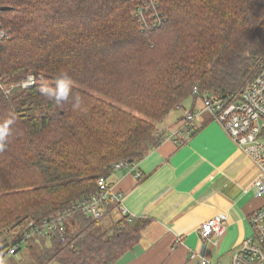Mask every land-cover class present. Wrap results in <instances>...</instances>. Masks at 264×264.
Instances as JSON below:
<instances>
[{
	"label": "trees",
	"instance_id": "trees-1",
	"mask_svg": "<svg viewBox=\"0 0 264 264\" xmlns=\"http://www.w3.org/2000/svg\"><path fill=\"white\" fill-rule=\"evenodd\" d=\"M156 1L162 22L144 31L129 0H0V120L15 114L0 151L2 257L31 222L91 199L116 164L157 148V124L172 111L230 97L259 75L264 0ZM61 70L74 86L57 104L39 89ZM29 77L35 85L24 88ZM150 224L123 215L98 234V222L76 213L64 232L29 242L39 264H117Z\"/></svg>",
	"mask_w": 264,
	"mask_h": 264
},
{
	"label": "crops",
	"instance_id": "crops-1",
	"mask_svg": "<svg viewBox=\"0 0 264 264\" xmlns=\"http://www.w3.org/2000/svg\"><path fill=\"white\" fill-rule=\"evenodd\" d=\"M191 109L198 115L185 127V115ZM201 109V101L193 105V100H188L172 111L157 124L165 136L157 148L134 168L113 169L107 175V182L125 195L128 212L151 220L138 245L117 264H196L193 252L217 264L222 256L234 255L251 235L248 218L264 206V194H258L254 186L258 171L226 130ZM137 173L141 177L137 178ZM122 216L114 208L103 220H111L110 228ZM217 216L227 220L226 231L206 242L200 226ZM21 248L3 258L18 256L11 264H22L26 256L18 254Z\"/></svg>",
	"mask_w": 264,
	"mask_h": 264
},
{
	"label": "built area",
	"instance_id": "built-area-1",
	"mask_svg": "<svg viewBox=\"0 0 264 264\" xmlns=\"http://www.w3.org/2000/svg\"><path fill=\"white\" fill-rule=\"evenodd\" d=\"M136 3L133 17L137 19L144 31H152L161 24L162 18L158 12L156 0H129ZM5 37L0 34V38ZM35 85L33 77L23 83L24 88ZM194 90V95H198ZM201 112H209L227 132L230 139L238 148L243 150L253 161L258 171L254 183L258 194H264V63L260 64V73L255 80L244 89L225 98L204 97L201 101ZM198 111H187L184 126L194 122ZM129 167L128 164L118 163L113 169ZM136 177H141L140 173ZM125 195L119 192L101 178L98 182V192L89 200H83L70 208L42 222H31L29 230L21 238V245L37 238L50 237L54 233L66 230V220L73 214L82 213L99 221L113 206L124 215L132 217L124 206ZM251 235L245 238L236 248L232 264H264V206L252 213L248 218ZM227 220L223 216L214 217L200 226V234L204 241L210 242L220 238L226 231ZM19 245L11 248L7 255H15ZM192 259L196 264H212L205 255L193 252ZM221 264V263H220Z\"/></svg>",
	"mask_w": 264,
	"mask_h": 264
},
{
	"label": "clouds",
	"instance_id": "clouds-1",
	"mask_svg": "<svg viewBox=\"0 0 264 264\" xmlns=\"http://www.w3.org/2000/svg\"><path fill=\"white\" fill-rule=\"evenodd\" d=\"M74 81L67 70H61L55 77V86L42 85L39 89L42 95L49 100H54L57 104H62L68 100L72 94ZM81 103L80 97H74L73 108H79ZM15 123V114L10 113L3 120H0V151H3L8 142L9 136L12 134V126ZM0 264H7L6 258L0 254Z\"/></svg>",
	"mask_w": 264,
	"mask_h": 264
},
{
	"label": "rangeland",
	"instance_id": "rangeland-1",
	"mask_svg": "<svg viewBox=\"0 0 264 264\" xmlns=\"http://www.w3.org/2000/svg\"><path fill=\"white\" fill-rule=\"evenodd\" d=\"M125 164H128V163L125 162ZM135 164L136 163H132V164H128V165H129V167H133L134 168ZM124 168H126V167H124ZM112 209H114L113 206L105 213V216L102 218V220L96 221V220H93L92 219L93 221L98 222V225H97V228H96V231H97L98 234L104 233L109 228V224L108 223H110L111 220L109 218L108 219H105V220H103V219L106 218V216L112 211ZM73 215H71L66 220V223H68L69 219ZM133 217L134 216H132L131 218H133ZM21 230H22V227L19 226V227H16L15 229H13L12 231H10L7 234L8 238H9V241H12L13 238H14V234L20 232ZM18 254H22L23 256H26L25 261L22 264H34V263H36L35 261L37 259V255L39 254V251H38V248H37L36 245L29 246V245L23 244L22 245V248L20 249V251H19ZM232 257H233V255L226 254L225 256H222L220 258V260H219V262L217 264H220V263L221 264H232ZM14 259H18V256L15 257V258L14 257H9V258L6 257L7 264L14 263V261L12 262V260H14Z\"/></svg>",
	"mask_w": 264,
	"mask_h": 264
},
{
	"label": "water",
	"instance_id": "water-1",
	"mask_svg": "<svg viewBox=\"0 0 264 264\" xmlns=\"http://www.w3.org/2000/svg\"><path fill=\"white\" fill-rule=\"evenodd\" d=\"M6 8H3L2 10H5Z\"/></svg>",
	"mask_w": 264,
	"mask_h": 264
}]
</instances>
